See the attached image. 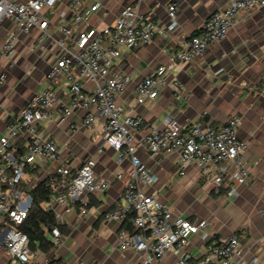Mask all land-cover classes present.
<instances>
[{
    "label": "built area",
    "instance_id": "1",
    "mask_svg": "<svg viewBox=\"0 0 264 264\" xmlns=\"http://www.w3.org/2000/svg\"><path fill=\"white\" fill-rule=\"evenodd\" d=\"M61 0H0V26L5 21L15 26L18 33H40L34 43L40 47L49 35L48 10ZM87 0H71L67 5L72 15V24L64 18L55 24L61 34L56 41L61 55L56 59L45 77V85L7 123L0 135V250L8 257V264H86L83 261L70 263L53 260L39 249L31 250L30 241L19 227L27 219L32 207V198L24 189L28 170H37L45 163L53 165L51 176L46 180L50 196L44 210L50 211L54 203L71 206L85 217L90 210L87 195L106 190L107 183L96 177L92 158H86L76 168L68 164L57 142L42 132L41 124L51 118L53 107L58 102L54 84L62 82L67 88V101L61 104L60 121L72 113L84 112L70 124V131H90L98 117L104 119V142L118 153V160L127 156L130 160L128 182L124 185L122 198L127 206L104 215L106 222H123L130 211L133 213V231L120 232L118 247L143 253L140 264L161 262L172 252H181L178 264H239L243 259L240 240L237 236L216 238L211 236L208 224L201 220L190 222L171 212L146 190L158 181L152 168L142 163L135 155L136 135L142 128L138 117L125 114L117 103L131 84V78L114 70L121 50H137L160 36L169 40L178 26L177 6L166 7L167 23L158 27L152 21L138 15L132 6L124 7L116 20L100 29H85L73 34V29L95 13L100 3L94 1L85 7ZM146 1V0H140ZM264 7V0H230L224 7L213 12L204 22L201 31L190 35L180 43L179 49L169 54L172 64H190L202 57L211 44L225 40L241 14H250ZM17 33L7 32L0 49V58L12 67L16 63ZM170 50V49H169ZM170 52V51H169ZM170 67L160 66L144 80L135 84L133 93L141 106L154 101L167 85L166 74ZM6 81V73L0 64V85ZM87 84V85H86ZM86 85V86H85ZM173 96L178 104L184 103L182 84L172 82ZM240 124L238 116H231L217 127L204 126L201 121H178L170 118L163 129H151L140 140L141 145L153 158L160 154H177V173L184 175V168L195 164L205 185L212 186L216 193L223 190L228 198L235 196L239 186L245 185L250 172L244 158L247 144L237 136ZM25 141L20 147L17 143ZM60 186L64 188L59 192ZM45 204V205H46ZM73 208V209H74ZM53 246L62 241L57 227H50ZM198 235L210 244L205 255L192 260L186 253L189 238ZM42 258V263L37 259ZM256 258L248 264H255Z\"/></svg>",
    "mask_w": 264,
    "mask_h": 264
},
{
    "label": "crops",
    "instance_id": "2",
    "mask_svg": "<svg viewBox=\"0 0 264 264\" xmlns=\"http://www.w3.org/2000/svg\"><path fill=\"white\" fill-rule=\"evenodd\" d=\"M70 1L61 0L46 12L50 24L47 29L49 37L40 47L34 46L40 33L37 29L23 34L8 22L1 24L0 49L5 34L16 32L17 59L14 66L9 67L8 61L0 58L1 69L6 73V81L0 85V135L10 119L45 85L47 73L60 57L56 41L61 34L55 24L62 17L68 25L72 24V15L67 9ZM94 1L100 3L99 9L74 28L73 34L112 24L120 11L128 6L162 28L167 23V5L177 6L178 26L169 40L158 36L137 50L123 49L114 67L115 71L131 78V84L117 97V103L125 114L142 121V128L136 135L135 155L152 168L158 178L146 193L167 204L175 215H181L190 222L205 221L212 237L237 236L244 252L239 264H248L253 258L257 259L255 264H264V7L247 15L241 14L227 38L211 44L202 57L190 64L173 65L169 54L177 51L180 43L190 35L199 33L208 17L230 0H87L85 7ZM160 66L170 67L166 74L167 85L156 100L139 106L133 93L135 84ZM174 80L182 84L186 96L182 104L174 99ZM54 89L58 102L52 109L51 118L41 124L42 132L57 142L61 155L68 159L72 169L78 168L86 158H92L95 175L107 183V188L101 193L87 195L91 207L85 217H80L76 207L73 209L58 203L51 205L50 211L61 226L62 241L43 254L53 260L62 259L70 263L140 264L143 253L118 247L119 233L134 230L130 220L133 213L130 211L123 222L104 221L106 213L127 206L122 192L129 180L130 160L127 156L118 160V153L104 142V119L101 117L96 119L92 130L71 132L70 124L77 122L84 112H74L61 122V104L67 101V88L59 82L54 84ZM231 116L240 118L237 136L247 144L244 158L250 172L248 182L239 186L231 198L223 190L216 193L212 186L205 185L195 164L185 166L184 175L179 176L177 154H160L151 158L139 145V140L149 130L163 129L172 117L180 122L201 121L204 126L217 127ZM17 144L23 147L25 141L20 140ZM52 168V164L45 163L37 170H28L24 189L28 192L29 188L46 181ZM63 191L60 186L59 192ZM46 238L53 241L49 232ZM209 239L204 240L198 235L189 238L185 251L192 260L205 255ZM181 254L172 251L155 264H178ZM37 261L42 263V258ZM0 264H8L3 250H0Z\"/></svg>",
    "mask_w": 264,
    "mask_h": 264
},
{
    "label": "trees",
    "instance_id": "3",
    "mask_svg": "<svg viewBox=\"0 0 264 264\" xmlns=\"http://www.w3.org/2000/svg\"><path fill=\"white\" fill-rule=\"evenodd\" d=\"M196 34L198 32L192 35ZM45 183L46 181L28 189L32 198V207L27 219L19 227L28 236L31 250L39 249L42 252H48L54 245L46 238L48 229L53 226L61 229V226L56 222L54 213L43 209L50 196V189L46 187Z\"/></svg>",
    "mask_w": 264,
    "mask_h": 264
}]
</instances>
